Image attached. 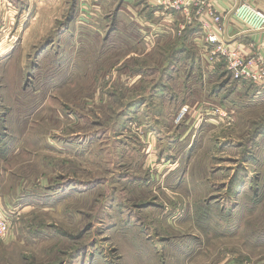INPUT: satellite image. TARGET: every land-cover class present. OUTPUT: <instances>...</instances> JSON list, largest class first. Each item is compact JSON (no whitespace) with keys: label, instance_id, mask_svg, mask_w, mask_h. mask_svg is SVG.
Instances as JSON below:
<instances>
[{"label":"rangeland","instance_id":"374dc122","mask_svg":"<svg viewBox=\"0 0 264 264\" xmlns=\"http://www.w3.org/2000/svg\"><path fill=\"white\" fill-rule=\"evenodd\" d=\"M121 1L0 0V264H264L255 85Z\"/></svg>","mask_w":264,"mask_h":264},{"label":"built area","instance_id":"2783aa9c","mask_svg":"<svg viewBox=\"0 0 264 264\" xmlns=\"http://www.w3.org/2000/svg\"><path fill=\"white\" fill-rule=\"evenodd\" d=\"M198 3L199 0H194ZM183 0H172L171 7L174 10H181ZM237 16L249 28L260 29L264 27V13L243 5L237 9ZM222 18L210 9L206 17L202 19V29L205 31L203 38L201 56L210 66H215L223 61L226 70L233 81L251 83L257 87L264 86V55L256 52L252 56L245 55L240 47L228 44L222 36ZM184 107L179 115L178 121L185 118L189 112ZM10 225L7 221L0 220V238L9 235Z\"/></svg>","mask_w":264,"mask_h":264},{"label":"crops","instance_id":"0c3cea01","mask_svg":"<svg viewBox=\"0 0 264 264\" xmlns=\"http://www.w3.org/2000/svg\"><path fill=\"white\" fill-rule=\"evenodd\" d=\"M171 2L172 0H146L152 16L154 18H160L162 16L165 20L164 24L174 20L173 16L170 15L172 12L168 15L166 14L167 11L169 12L173 10ZM133 3L136 5V0H122L120 7H123V5L126 4L133 5ZM183 5L184 6L181 7V10L177 11L179 17H185L183 12L187 13L186 16L192 12L193 15L196 14L198 16L197 19L200 21L206 17V14L210 9H213L222 18L221 34L228 44L240 47L241 51L247 56H252L256 52H260V54L264 55V27L260 29L249 28L237 16V9L243 5H249L251 8L264 13V0H202V2L199 0V6L198 3L194 2V0H183ZM153 26H155L154 22H152V27ZM203 35H205L204 30ZM203 38H199L200 43L198 44H201ZM203 60L206 62L205 59ZM215 66H210V69L215 70ZM253 93H255L254 98H258L259 102L263 106L264 86H254L253 92L250 93V95Z\"/></svg>","mask_w":264,"mask_h":264}]
</instances>
